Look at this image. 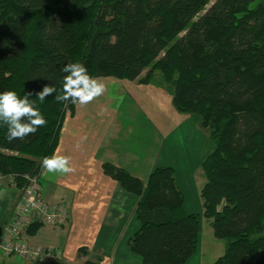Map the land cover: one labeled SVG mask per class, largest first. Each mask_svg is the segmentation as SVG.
Listing matches in <instances>:
<instances>
[{
    "label": "trees",
    "instance_id": "trees-1",
    "mask_svg": "<svg viewBox=\"0 0 264 264\" xmlns=\"http://www.w3.org/2000/svg\"><path fill=\"white\" fill-rule=\"evenodd\" d=\"M69 62L92 77L143 83L159 71L176 108L209 131L201 213L186 210L172 166H156L144 182L104 163L139 196L132 251L145 264H185L206 218L227 240L215 264H264V0H0V92L23 97L46 84L60 92ZM32 98L47 121L36 134L9 143L0 122V174L21 190L75 108Z\"/></svg>",
    "mask_w": 264,
    "mask_h": 264
},
{
    "label": "crops",
    "instance_id": "crops-1",
    "mask_svg": "<svg viewBox=\"0 0 264 264\" xmlns=\"http://www.w3.org/2000/svg\"><path fill=\"white\" fill-rule=\"evenodd\" d=\"M141 76H144V73ZM96 77L106 83L107 90L84 106L76 104L73 111L66 109L55 147V150H60L61 155L70 158L75 172L57 173L54 176L45 170L43 172L46 201L55 203L63 197L68 198L70 213V218L64 224H41L33 233L28 234L30 243L34 245H53L64 250L63 258L57 263L54 261L43 264H85L86 261L96 262L95 264H145L142 256L132 251L129 244L130 237L139 228V221L134 215L139 196L124 189L116 178L107 174L104 163L122 167L144 182H147L156 166H172L178 185L183 190L178 176L177 167L180 162H177L176 150H183L189 143V146L191 144L195 146L194 125L197 123L191 119L182 133L176 132L177 128L181 127L175 128L176 125L173 128L176 129L175 132L172 129L169 131L170 134L165 132L163 135L158 125L154 124L156 118L154 117L155 120L152 118V115L158 114L153 104H147L149 114H145L142 105L139 104L138 108L141 110H137L142 117L135 120V116L125 117L121 113V102L104 101L106 95L116 99L125 94L129 96L133 92V87L136 90L147 88L151 80L143 83L139 78L127 80L115 76L94 78ZM124 80L127 81L124 83ZM137 131L140 133L139 146L134 139ZM170 135L173 137L167 138ZM152 136L155 137L152 146L154 150L145 157L142 152L153 143ZM188 152L195 155L191 150ZM183 156L182 159L190 158ZM190 171L188 169V172ZM7 186L1 189L0 195L9 196L8 217L10 208L15 205L21 190L13 184ZM200 200L202 201L201 197ZM1 203L3 202L0 200ZM187 205L186 198V210L191 212ZM7 217L0 219L1 225ZM201 261L196 250L185 264H202ZM3 264L34 263L11 257L4 260Z\"/></svg>",
    "mask_w": 264,
    "mask_h": 264
},
{
    "label": "rangeland",
    "instance_id": "rangeland-1",
    "mask_svg": "<svg viewBox=\"0 0 264 264\" xmlns=\"http://www.w3.org/2000/svg\"><path fill=\"white\" fill-rule=\"evenodd\" d=\"M147 71L148 68L144 70L143 72L144 75L147 73ZM121 79H127V78H121ZM127 80H124V83ZM133 88H134L133 92H131L129 96L125 94L121 97H116V99H114L111 95L108 96L106 95L104 101H108L109 103L121 102L120 103L122 107L121 113H123L125 117L134 118L135 116L134 118L135 120H139L138 118L142 117V114L139 115L140 112H138L137 110L140 109L138 108L140 107L139 104L142 105L141 107L146 112L145 114L150 113V111L147 110L148 109L147 104H153L154 107L157 109L158 114L157 116L155 114L152 115V118L154 117L156 118L154 124L158 125L163 135L169 133V131L172 130L176 125L177 126L175 128L181 126L180 128H177V130L175 129L176 132L182 133L185 130L184 128L188 126V124L190 123L192 116L188 113H183L176 108L173 102V90L171 86H169L164 81V78L161 76V73L159 71H156L155 75L151 79V83L147 86V88H143L142 90H136L135 87ZM194 126L196 131L194 136L196 140L195 146L194 144H191V146H189L190 145L189 143L183 147V150H179V151L178 149L176 150L177 153L176 156L178 157L177 162L178 163L180 162L177 169L179 170L178 176L180 178V182L182 183L183 190L187 196L186 198L188 200V205H187L188 208L190 209V211L201 213L202 201L200 200V190L203 187V184H205L206 182V177L203 168L199 169V166L201 161L200 158L205 153V151L208 150L207 135L209 131L208 129L201 127L199 124ZM175 130L173 132H175ZM137 132L138 133L135 134L134 139L137 140L135 141V143H137L138 145V137H140V133L139 131ZM170 137L173 136L170 135L167 138ZM151 140L153 141V143L150 146L148 145V149L146 151L142 152L144 153L143 155H145V157L147 153H150L154 150L153 149L154 147L152 146L154 145L155 137L152 136ZM193 146L195 148H193ZM190 150L194 152L195 155L189 153L188 151ZM182 155H184L183 156L184 158H187L186 156L190 158L182 159L181 158ZM41 160H42L41 158L36 159V161L38 162H41ZM188 169L191 171L188 172ZM12 180L13 179L11 176L6 177L0 175V194H1V189L3 190L4 188L8 187L7 186L8 184H13ZM13 185L19 188L16 184ZM19 189L21 190V188ZM8 197H9L8 195H0V200L3 202L0 204V219H5V217H7ZM18 201L19 198L15 202V205L18 203ZM11 210L12 209L10 208L9 214ZM134 215H136V212L134 213ZM200 238L201 239L199 240L198 243L197 252L199 258L201 257L202 264H215V260L225 252L227 240L225 238H218L214 235V230L212 228V225L210 221H208L206 218H202V231ZM43 246H48V245H43ZM51 262L54 263V261ZM55 262L57 263L58 261Z\"/></svg>",
    "mask_w": 264,
    "mask_h": 264
},
{
    "label": "clouds",
    "instance_id": "clouds-1",
    "mask_svg": "<svg viewBox=\"0 0 264 264\" xmlns=\"http://www.w3.org/2000/svg\"><path fill=\"white\" fill-rule=\"evenodd\" d=\"M61 72L66 75L63 76L60 92L52 84L44 85L39 92H25L23 97L11 90L0 92V122L6 125L5 138L9 143L16 140L23 141L26 137L36 134L38 128L46 125V119L35 107L33 96L41 102L54 97L58 103L70 102L84 106L107 90L106 83L99 77H92L87 67L81 62L66 63L61 68ZM112 83L114 84L115 80ZM41 167L53 176L57 173H73L76 170L70 158L61 155L59 149L51 155L44 156Z\"/></svg>",
    "mask_w": 264,
    "mask_h": 264
},
{
    "label": "built area",
    "instance_id": "built-area-1",
    "mask_svg": "<svg viewBox=\"0 0 264 264\" xmlns=\"http://www.w3.org/2000/svg\"><path fill=\"white\" fill-rule=\"evenodd\" d=\"M44 169L28 176L18 203L0 227V264L11 257L29 260L34 264L59 261L64 256L61 247L33 245L29 241L28 227L33 223L61 225L70 218L69 200L50 203L45 199Z\"/></svg>",
    "mask_w": 264,
    "mask_h": 264
}]
</instances>
